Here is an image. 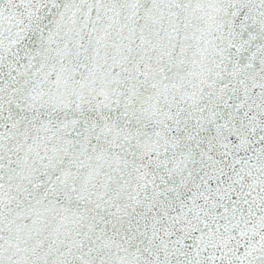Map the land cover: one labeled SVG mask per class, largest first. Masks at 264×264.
Returning <instances> with one entry per match:
<instances>
[{
	"label": "snow or ice",
	"instance_id": "1",
	"mask_svg": "<svg viewBox=\"0 0 264 264\" xmlns=\"http://www.w3.org/2000/svg\"><path fill=\"white\" fill-rule=\"evenodd\" d=\"M0 264H264V0H0Z\"/></svg>",
	"mask_w": 264,
	"mask_h": 264
}]
</instances>
